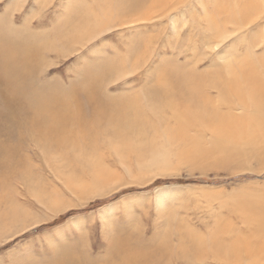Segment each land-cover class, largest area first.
<instances>
[{
	"label": "rangeland",
	"instance_id": "374dc122",
	"mask_svg": "<svg viewBox=\"0 0 264 264\" xmlns=\"http://www.w3.org/2000/svg\"><path fill=\"white\" fill-rule=\"evenodd\" d=\"M243 1L237 16L235 0H0V35L33 44L34 81L68 97L90 67L127 120L124 133L109 114L92 135L20 138L7 111L22 120L23 99L6 101L0 85V264L52 261L57 239L94 264H211L196 260L200 238L215 241L218 227L229 232L222 242L239 240L240 216L264 208V141L243 145L245 123L264 130V106L251 114L224 86L230 66L264 73V0ZM85 24L94 33L82 42ZM138 149L149 161L151 150L165 152L169 172L156 173V161L141 171ZM247 244L264 259L263 242Z\"/></svg>",
	"mask_w": 264,
	"mask_h": 264
},
{
	"label": "bare ground",
	"instance_id": "6f19581e",
	"mask_svg": "<svg viewBox=\"0 0 264 264\" xmlns=\"http://www.w3.org/2000/svg\"><path fill=\"white\" fill-rule=\"evenodd\" d=\"M235 1L236 2L234 3H236V10H234V14H237V16L240 14H244L247 10L241 12V9L237 6L238 3L242 4L244 3V1ZM227 10L229 9L227 8ZM233 16L235 18V15ZM236 24H238V17ZM92 27V24H85L80 29L81 31L79 33V37L81 38V41L85 40L87 35H91L94 33ZM235 29L237 28L227 29L220 34V37L223 40H226L228 38V35ZM224 34L227 36L226 39L223 38ZM14 39L16 40V38ZM12 40L13 38L8 37L6 39L0 35V85L2 87L3 96L6 101L9 102L10 100L14 99H23L22 104L24 105H21L22 107H18H21V115H23L21 118L22 120H19V115L17 114L19 113V111L17 109H8L7 111L8 116L12 117L11 114H13L15 121H17L18 127L20 128L21 126L22 132L20 131V136L21 134L22 136L20 138L24 136L25 130L27 132L36 134L37 136L34 135L33 137L34 139L36 138L38 140V134L40 133V140L43 139L44 142H46V145H48V143L50 142H54L56 144L61 143L62 140L74 138L76 133L82 134L83 136L89 134L92 135L89 130L91 128H93L94 130H98L96 128L102 126V121H104V119H106L109 114H112V117L115 119L112 120L115 121V124L118 122V124L120 125L123 120L124 122H127L126 119L117 114V105H115V102H113L114 100L107 98L103 95V93H100V86L98 82L99 80H97L96 78L97 74H91L90 67L86 69L87 74H85L84 85L74 87L71 91L72 95L69 93L70 95H68V97H64V94L60 92L61 90L52 89L51 86L45 87L44 85H40L39 83H37V81H34L32 74L34 72V67L32 65L34 59H32L31 52L33 44L31 45L30 41L28 40L23 41L22 39H20L23 42L19 43H13ZM3 44L6 47V51L4 52L2 50ZM250 66L251 64L246 61V63H243L242 65L239 64L238 66H230V68H227V70H225L224 72H226L229 76V80L227 78L228 81L225 82L226 84H224V86L233 87V94L231 95L233 96L237 94L239 100L241 97V101H243L242 105H244V109L246 111L251 112V114L254 112L260 113L261 107L264 106L262 105L264 94V73L262 72V74L261 71H259L255 66ZM105 70L106 69L104 68L101 71ZM234 83H237L238 85H233ZM175 88H178V86H176ZM167 89H165L166 93L168 92ZM173 90L175 89L173 88ZM173 90L171 89L170 91ZM221 90L222 89H220L219 91L221 92ZM157 92L158 88H152L150 93H152V96L156 98L154 94L156 95ZM222 92L224 93L223 90ZM144 93L148 94V92ZM50 94L56 95L57 98L52 99V96H50ZM168 94L169 93H167V95ZM167 95L166 97L168 98ZM153 97L151 99H153ZM112 117L110 116V118ZM255 118L257 119L258 117L256 116ZM253 119L254 118H252V120L248 123L244 124V132H246L245 134H247L248 136L247 138H244L243 145H249L251 146V148H257L259 147L260 143L264 141L262 135V132L264 130L260 131L261 124H259V122L255 123ZM259 119V121H261V118ZM4 120H8V117L6 115L4 117ZM122 126L123 129L121 132L124 133L125 124L122 123ZM91 135L90 137H92ZM36 144H38V142ZM13 149L14 147L10 145L7 150V147L4 145V150L6 151L12 152ZM151 151L153 152H150V155L153 158L150 161L147 159L148 151H140L138 149L137 154L133 153L132 156L137 158L139 164L141 165V171L145 169L147 163L156 161L158 162L157 169L155 170L156 173L161 174L169 172L168 169L170 168V160H167L166 153L158 150ZM96 178L100 179L101 177L98 176ZM82 188V185L77 186L78 190H81ZM100 192L101 191H92V195L98 194ZM43 206L46 207V205ZM250 208H254V210L245 211L244 214L240 216L243 221V229L245 232H243L242 234H237L239 240H234L228 243L222 242L219 239L220 235H224L229 232H227V228H222L221 230H219L218 227H215L214 230L211 229L208 234L212 236L215 241H211L207 238H200L201 242H199L195 237L196 242L198 241L197 245H199L201 247H199L200 250H202L198 252L196 260L202 262H210L211 264H264V259L260 254V250L254 245L247 244V240L251 237H255L264 243V208L263 206L258 204L251 205ZM16 214L18 218L23 216H20L19 213ZM37 223H39V221L35 220L29 225H34ZM22 225L24 226V224ZM24 227L21 229H17L18 231H16L15 234H17L19 231H23ZM206 249H210V252L208 253ZM203 250L206 252L205 254L208 253L210 257L199 258V256L202 255L201 252H203ZM80 257L81 259L83 258L82 255ZM81 259H78L76 257L75 249L72 246L61 249L58 255H54L52 261H47L44 259L45 263H36L37 259L35 260L31 258L29 259V262L25 264H90V262L94 264L89 259L84 260V262Z\"/></svg>",
	"mask_w": 264,
	"mask_h": 264
},
{
	"label": "snow or ice",
	"instance_id": "6c2138e0",
	"mask_svg": "<svg viewBox=\"0 0 264 264\" xmlns=\"http://www.w3.org/2000/svg\"><path fill=\"white\" fill-rule=\"evenodd\" d=\"M72 2H73V0H69V4H71ZM138 210H140V209H138ZM77 235H79V234L77 233ZM69 239H71V237H69ZM81 239H83V237H81ZM62 247H63V245L59 244L58 239H57V241H54L52 244H50L48 246L49 254H53V255L58 254Z\"/></svg>",
	"mask_w": 264,
	"mask_h": 264
}]
</instances>
